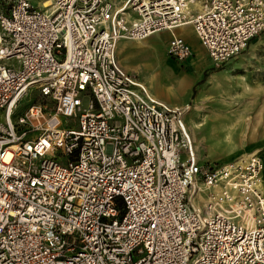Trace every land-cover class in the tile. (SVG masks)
Segmentation results:
<instances>
[{
  "label": "built area",
  "instance_id": "1",
  "mask_svg": "<svg viewBox=\"0 0 264 264\" xmlns=\"http://www.w3.org/2000/svg\"><path fill=\"white\" fill-rule=\"evenodd\" d=\"M183 25L225 67L264 0H0V264H264L262 158L199 163L187 107L118 61Z\"/></svg>",
  "mask_w": 264,
  "mask_h": 264
},
{
  "label": "rangeland",
  "instance_id": "2",
  "mask_svg": "<svg viewBox=\"0 0 264 264\" xmlns=\"http://www.w3.org/2000/svg\"><path fill=\"white\" fill-rule=\"evenodd\" d=\"M45 1L48 0L41 2L40 0H32V4L37 7L39 6L38 2H40L43 7L42 4ZM185 35L193 45L194 64L207 66L200 78L199 73L195 71L193 65H189L188 60L176 62L168 56L167 43L171 38L169 32L153 34L143 41L120 42L118 51L120 50L119 57L123 59L122 68L127 72L129 71L124 68V65L131 68L136 79L168 105H177L183 108L185 107L183 106L184 102L189 103L183 121L193 140L199 163H226L243 151H238L237 147L234 146L235 137L232 134L230 135L231 143L225 139L223 124L218 121L215 122L216 116L210 113L212 111L213 113L230 114L232 105L229 107L231 100L228 95L229 92L226 91L227 94L223 91L214 93L212 91L217 90L213 88L210 90L209 84L211 79L216 78L223 82V86L226 87L225 79L230 74L236 76V79L243 77L245 83L256 84V88L264 87V32L255 38L243 54L231 61L229 65L220 68L213 66L193 33L186 31ZM232 64H235L237 68L229 73L228 70H231ZM179 72H183L185 76L181 78ZM197 78L198 80L191 92L190 84ZM229 87L230 83L227 84V90ZM202 91L209 98L200 105L202 108L200 111L196 109L194 97ZM200 121L204 122L196 125ZM244 152H254L259 155L254 146H247ZM8 159L6 158V161Z\"/></svg>",
  "mask_w": 264,
  "mask_h": 264
},
{
  "label": "crops",
  "instance_id": "3",
  "mask_svg": "<svg viewBox=\"0 0 264 264\" xmlns=\"http://www.w3.org/2000/svg\"><path fill=\"white\" fill-rule=\"evenodd\" d=\"M30 1L32 2V0H30ZM41 1L42 0H40V2ZM40 2H38L39 6H37V7H41ZM186 31L193 33L192 27L187 25V26H182V27L175 29L172 32L171 36L174 35L177 37H181L191 46L192 51H193V56L188 60V63H189V65H193L195 67V71H197L199 73V78H200L203 74L204 68H206L207 66L201 65V64H194V55H195L194 49H193L192 43L186 38V35H185ZM120 42H125V40H122ZM120 42H118V44H117L116 52L118 55L117 56L118 61L122 66L123 59L119 57V53H120L119 51L120 50L118 51V49H119L118 45ZM201 48H202V46H201ZM205 54H206V52H205ZM124 68L129 71L128 73L133 75V71L131 68H129L128 66L126 67V65H124ZM236 68H237V66L235 64H232L230 67L231 70H228L229 73H232V71L235 70ZM179 73L181 74V78L185 76V74L183 72H179ZM197 80H198V78L190 84L191 92L193 91V89H194L193 87H194L195 83L197 82ZM228 83H230V87L227 90V84ZM225 84H226V87L223 86L224 85L223 82L219 81L216 78H213V79H211L209 85H210V90H211V88L217 90V91H215V90L212 91L214 93H220V91H223L225 93H226V91H227V93L229 92L228 95L230 96V99H231L230 103H229V107L232 105L230 114L229 113L224 114V113H218V112L213 113L212 111L211 112L208 111V112H210L212 115L216 116L215 119L213 117H212V119H214L215 122L218 121L219 123L221 122V120L223 119L224 116H226V119H228L230 117L232 120L231 123H229L227 125H223L224 137L227 135V133L229 134V137L225 138V139L229 140V142L231 143L232 141L230 140V135L232 134L233 137H235L234 146L237 147L238 151H241L240 147H245V148L247 146L256 147V150H257V152H259V156L261 158H263L262 160L264 163V87L260 86V87L256 88L255 87L256 84L249 85L248 83L244 82L243 77H240V79H236V76L230 75V74L227 75V77L225 79ZM150 94L154 98H156L160 101H163V100L157 98L151 92H150ZM193 97H194V95H193ZM194 98H195L194 104L197 106L196 109L201 111L202 108L200 107V105L202 103H205L209 97H208V95L207 96L205 95L204 91H202L199 94H196V96ZM183 106L188 107L189 103L184 102ZM172 107L181 108L182 106L173 105ZM185 107H183V108H185ZM203 113L205 114L204 111H203ZM203 122L204 121H200L196 125L202 124ZM262 178H263V193H264V170L262 173Z\"/></svg>",
  "mask_w": 264,
  "mask_h": 264
},
{
  "label": "bare ground",
  "instance_id": "4",
  "mask_svg": "<svg viewBox=\"0 0 264 264\" xmlns=\"http://www.w3.org/2000/svg\"><path fill=\"white\" fill-rule=\"evenodd\" d=\"M51 4V0L45 1L43 5V8L49 6ZM183 26H187V25H183ZM182 27V26H181ZM229 134L227 133V135L225 136V138H228Z\"/></svg>",
  "mask_w": 264,
  "mask_h": 264
}]
</instances>
